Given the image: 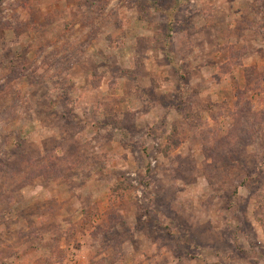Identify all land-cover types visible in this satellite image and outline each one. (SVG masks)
I'll list each match as a JSON object with an SVG mask.
<instances>
[{"label": "rangeland", "instance_id": "1", "mask_svg": "<svg viewBox=\"0 0 264 264\" xmlns=\"http://www.w3.org/2000/svg\"><path fill=\"white\" fill-rule=\"evenodd\" d=\"M0 264H264V0H0Z\"/></svg>", "mask_w": 264, "mask_h": 264}]
</instances>
